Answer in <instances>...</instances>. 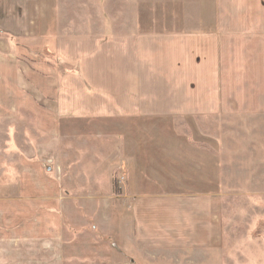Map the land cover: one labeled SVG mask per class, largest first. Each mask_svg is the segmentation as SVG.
Segmentation results:
<instances>
[{
    "label": "crops",
    "instance_id": "1",
    "mask_svg": "<svg viewBox=\"0 0 264 264\" xmlns=\"http://www.w3.org/2000/svg\"><path fill=\"white\" fill-rule=\"evenodd\" d=\"M117 2L114 31L72 33L60 26L56 0H0V123L25 110L45 137L20 149L16 178L0 193V264L87 262L65 222L59 145L69 133L111 125L123 136L135 121L221 112L264 117V0ZM132 192L121 194L133 197L129 213L122 201L112 212L130 214L132 235L110 240L100 264L212 245L196 238L213 225L202 195Z\"/></svg>",
    "mask_w": 264,
    "mask_h": 264
},
{
    "label": "rangeland",
    "instance_id": "2",
    "mask_svg": "<svg viewBox=\"0 0 264 264\" xmlns=\"http://www.w3.org/2000/svg\"><path fill=\"white\" fill-rule=\"evenodd\" d=\"M117 1L56 0L60 26L72 33L114 31ZM104 128L102 134L97 127L92 133L89 127L79 128L59 145L61 183L68 197L65 222L74 227L69 236L77 255L87 260L84 264L109 258L105 245L113 238L131 237L130 214H112L121 201L130 211L133 197H124L123 191L202 195L204 211L213 219L209 233L196 235L213 239L208 248L155 251L152 262L139 264H264V117L221 112L202 119L141 120L125 124L123 136L114 126ZM44 139L25 110L0 123V193L16 178L20 149ZM136 147L146 151L139 153ZM138 155L143 157L141 176L133 175L138 168H132L137 166L132 159ZM44 169L51 172L45 164ZM132 255L130 251L129 260Z\"/></svg>",
    "mask_w": 264,
    "mask_h": 264
},
{
    "label": "trees",
    "instance_id": "3",
    "mask_svg": "<svg viewBox=\"0 0 264 264\" xmlns=\"http://www.w3.org/2000/svg\"><path fill=\"white\" fill-rule=\"evenodd\" d=\"M113 188H114V190H115V193H117L118 192V185H117V182L116 181H114V183H113Z\"/></svg>",
    "mask_w": 264,
    "mask_h": 264
}]
</instances>
